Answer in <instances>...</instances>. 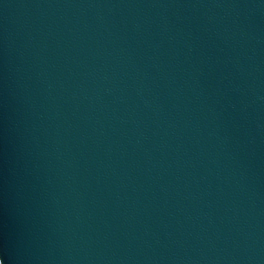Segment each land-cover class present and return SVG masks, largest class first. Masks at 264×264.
Returning a JSON list of instances; mask_svg holds the SVG:
<instances>
[{
    "label": "water",
    "instance_id": "obj_1",
    "mask_svg": "<svg viewBox=\"0 0 264 264\" xmlns=\"http://www.w3.org/2000/svg\"><path fill=\"white\" fill-rule=\"evenodd\" d=\"M0 264H264V0H0Z\"/></svg>",
    "mask_w": 264,
    "mask_h": 264
}]
</instances>
